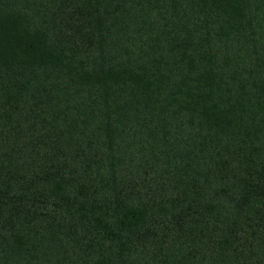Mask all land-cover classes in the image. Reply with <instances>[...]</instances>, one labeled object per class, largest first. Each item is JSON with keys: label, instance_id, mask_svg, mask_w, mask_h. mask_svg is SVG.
Masks as SVG:
<instances>
[{"label": "trees", "instance_id": "obj_1", "mask_svg": "<svg viewBox=\"0 0 264 264\" xmlns=\"http://www.w3.org/2000/svg\"><path fill=\"white\" fill-rule=\"evenodd\" d=\"M0 264H264V0H0Z\"/></svg>", "mask_w": 264, "mask_h": 264}]
</instances>
